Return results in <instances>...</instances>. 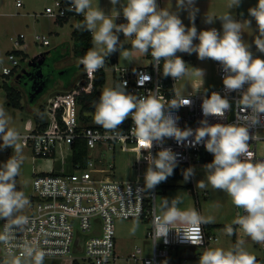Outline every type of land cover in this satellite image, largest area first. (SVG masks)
Masks as SVG:
<instances>
[{
    "label": "clouds",
    "instance_id": "1",
    "mask_svg": "<svg viewBox=\"0 0 264 264\" xmlns=\"http://www.w3.org/2000/svg\"><path fill=\"white\" fill-rule=\"evenodd\" d=\"M110 4L112 9L106 13L93 0H68V11L83 17L77 27L91 35L92 47L79 61L86 72L95 73L102 69L107 58L117 51L125 59L138 52L150 55L157 67L162 62L165 78L177 80L188 76L191 68L203 85L204 70L189 66L177 55L195 53L202 61L211 59L222 66L225 72L223 86L228 92L240 93L237 102L246 109L248 119L228 124H209L205 119L194 131L190 128L182 130L177 126L178 118H174L168 110L190 106V99L166 106L157 95L128 93L126 82H123L103 88L98 102L94 104V124L115 133L130 117L131 135L138 143L142 142L144 150L149 152L154 143L162 145L165 138H174L178 144L189 137H194L196 144L203 142L213 160L204 165L205 179L198 181L196 187L203 189L210 185L214 190L224 192L232 204L242 210L238 211L232 224L226 226L229 236L236 233V228L232 226L235 225L254 243L264 245V160H254L249 151V141L253 138L250 129L264 117V59L253 56L250 45L243 39L245 25L250 29L252 21H238L230 12L240 6L241 0H229V11L220 16L206 15L205 22L208 24L216 19L221 21L222 33L215 28L197 30L194 23L198 12L195 0H177V11L161 8L157 0H110ZM180 10L188 11L192 21L190 27H186L180 18ZM121 14L126 23L117 24L115 21ZM248 14L255 20L258 31L254 44L259 52L264 53V0H258L254 7L248 9ZM120 33L124 41H130L131 49L124 47ZM196 40L199 43H194ZM231 107L229 100L218 92L205 96L201 105L204 117L223 118ZM22 142L23 136L13 126L11 115L0 105V150L12 149L7 161L0 163V219L5 221L0 231V244L6 248L7 264H44L47 253L38 245L15 242V229L23 228L29 220L23 212L30 201L17 188V177L24 162ZM177 155L170 148L162 147L155 157L151 154L146 157V190L155 189L173 175ZM193 174V168L185 169L184 180L188 181ZM182 202V197L178 195L171 200L160 199L154 218L157 240L166 238L173 230L170 227L173 224L196 226L214 222L195 208L180 207ZM138 226L136 221L131 230L133 234ZM177 233L195 245L192 242L194 238L186 232ZM198 264H257V258L238 240L228 249L205 248L199 255Z\"/></svg>",
    "mask_w": 264,
    "mask_h": 264
},
{
    "label": "built area",
    "instance_id": "2",
    "mask_svg": "<svg viewBox=\"0 0 264 264\" xmlns=\"http://www.w3.org/2000/svg\"><path fill=\"white\" fill-rule=\"evenodd\" d=\"M22 4L23 0H16L18 7ZM68 6V0H56L53 6L45 8L44 14L55 20L64 19L72 13L68 11ZM116 23H126L122 14L116 19ZM24 38L25 35L20 34L14 41L15 46L21 47ZM35 40L44 45L50 44L49 38L45 35H36ZM255 50L258 51L256 46ZM9 60L13 65L19 64V57L13 52L9 54ZM113 63L114 85L126 82L128 93L139 96L157 95L166 106L190 99L192 101L190 106L168 110L174 118H178L177 126L182 130L190 128L194 131L205 119L209 124H228L248 119L246 109L237 102L240 93L228 92L223 83L212 92H218L226 97L232 105L231 109L223 118L204 117L202 101L212 92L180 93L176 87L179 79L165 78L162 74V62L160 67L154 65L152 58L149 65L140 67H126L117 62ZM11 72L12 68H3V74ZM217 73L222 81L225 72L219 63ZM95 76L96 72H85L84 78L79 80L75 87L66 90L65 95H57L47 101L51 110L45 128H38L36 124L34 129L21 133L22 147L29 148L34 158L55 159L60 152L70 153L71 171L34 174V194L29 198L28 212L23 213L29 220L23 228L15 229V242L18 244L31 242L33 246L38 245L47 253L45 259L69 257L77 262L73 254L84 252L89 264H116L121 261L127 264H181L175 261L178 260L175 253H179L181 245L207 248L210 241L217 238L204 224L191 226L177 223L170 225L173 230L168 232L166 238L157 240L154 218L157 216L156 200L160 184L153 190L144 188L143 169L148 167L146 157L149 154L155 157L162 147L170 148L178 154L174 172L179 173L192 168L195 162L213 160V156L205 149L203 142L196 144L194 137H189L181 144L174 138H165L162 145L154 143L150 152L144 150L145 146L138 143L130 133L132 127L130 117L115 133L106 131L96 124L83 122L79 114L77 97L83 91H91ZM60 109L62 110L58 116ZM261 132H264V117H261L258 125L250 129L253 138L249 141V151L253 154L254 160H264L257 152V142L264 138ZM81 144H85L87 148L85 162L75 160L77 147ZM117 147L135 154L132 163L135 178L117 180L114 177L115 165L103 158L105 156L103 152H115ZM96 150L101 151L97 155L99 158H95ZM195 209L201 213L199 207ZM136 218L146 220L151 225L147 232L150 250L137 246L132 252L122 254L117 249L115 222L117 219ZM4 226L5 221L0 219V231ZM181 231L193 237L192 242L195 245L177 233ZM261 248L264 255V245H261ZM6 257H8L6 248L0 244V264H7Z\"/></svg>",
    "mask_w": 264,
    "mask_h": 264
},
{
    "label": "rangeland",
    "instance_id": "3",
    "mask_svg": "<svg viewBox=\"0 0 264 264\" xmlns=\"http://www.w3.org/2000/svg\"><path fill=\"white\" fill-rule=\"evenodd\" d=\"M56 0H23V6L18 7L16 0H0V105H3L8 113L12 117V124L20 133H25L36 126L35 115L40 110L42 105H45L51 97L65 95L66 90L62 88L61 82L51 86L46 92L40 95L36 100H32L29 94H23L19 105L14 103L10 104L11 98L8 97L6 90L4 89V83L11 85L16 89H22L20 85L21 74L24 68L29 66V62L32 58L36 57L40 53L54 50L56 48H62L67 46L70 54L62 62L57 64V68H65L70 65L80 66V72H86L83 66L79 63L80 57L74 54V40L72 37L73 25L77 23V19L70 17L66 22L59 23L49 16L38 15L34 17L36 13L44 11L47 6H53ZM258 0H241L239 7L230 10L233 17L241 22L251 20V28H247L245 25V33H243L244 41L250 45V51L253 56H259L264 59V53L255 50L254 40L258 35L255 20L249 16L248 9L254 7ZM229 0H195V7L198 12L195 16V26L198 31L208 30L215 28L222 33V24L219 19H216L214 23L208 24L205 22L206 15L220 16L229 11L227 4ZM177 0H160V7L169 8L172 11H177ZM179 16L182 19L186 27H190L192 21L188 16V11L180 10ZM116 22V21H115ZM26 36L24 42L27 46L28 57L23 60L19 56V64L13 65L9 60V54L12 50L21 49L19 46H15L14 41L20 35ZM36 35H45L49 38L50 44L44 45L35 40ZM120 40L124 43V47L131 49L128 45L130 41H124L122 33L119 34ZM194 43H199L198 40ZM182 59L193 68H199L204 70V82L203 85L198 76L194 74L190 68V75L180 78L177 81L176 87L182 94L189 92L193 93H210L214 89L221 86L222 81L217 73V63L211 59L200 60L195 53H177ZM114 56V58H112ZM58 57V52H57ZM151 61L150 55H141L138 52H133L132 55L125 59L119 55V51L111 54L104 66L106 73V82L99 88L100 94L103 88L114 85L113 74V62H117L121 66L126 67H140L147 66ZM14 68V71L10 75L3 74V68ZM81 80V79H80ZM93 122V120L91 121ZM264 136V132H261ZM23 148L24 162L21 168V173L17 177V188L25 193L28 199L34 194L33 179L34 174L37 172H62L71 171L70 166V153L66 154L60 152L56 155L55 159H37L31 154L29 148ZM101 151H94L95 158ZM257 152L259 156L264 157V138L257 142ZM108 162L115 165L114 177L117 180H127L135 178V170L132 167V163L135 160V154L130 151H122L117 147L115 152L106 151L103 152ZM12 155V149L8 151L0 150V163L7 161ZM99 158V157H97ZM67 161V162H65ZM210 162H195L192 165L194 174L188 181L184 180V177H172L170 176L165 182H162L157 194L156 206L160 204L161 198H168L171 200L175 196L182 197V208H200L201 214L204 217H211L214 222L205 223L209 227V232L216 237L210 241L208 247H223L225 249L230 248L238 240L242 242V246L253 253L257 258V264H264V255L261 248V244L254 243L250 238L244 236L242 231L237 226L236 233L229 236L225 228L232 224V221L238 215L239 209H237L231 202L230 198L222 191L214 190L210 185L200 189L197 188V182L205 179L204 165ZM146 167L143 171L146 172ZM157 208V207H156ZM28 212V207L23 213ZM138 221L139 226L135 233H132V227L134 223ZM151 228V225L146 220L136 219H117L115 222V232L117 238V249L122 254H128L132 252L135 247H144L148 251L150 250V241L147 238V232ZM206 247L204 246H188L181 245L179 247L180 252L175 253V259L177 263L181 264H198L199 255ZM178 249V250H179ZM149 254V252H147ZM73 257L77 259L78 264H89L84 252H76ZM8 257L5 258L7 263ZM44 264H73L71 258H49L44 260ZM116 264H127L123 261Z\"/></svg>",
    "mask_w": 264,
    "mask_h": 264
},
{
    "label": "trees",
    "instance_id": "4",
    "mask_svg": "<svg viewBox=\"0 0 264 264\" xmlns=\"http://www.w3.org/2000/svg\"><path fill=\"white\" fill-rule=\"evenodd\" d=\"M75 16L77 19L76 25L73 27L72 37L74 40V54L75 56H79L80 58L86 53V51L92 47L91 43V35L89 32L84 31L77 27L83 20L82 16L76 15L74 12L70 13L68 17L64 19H60V23H64L68 20L69 17ZM128 45L131 46V43ZM15 53L18 57H22L25 60L28 55L27 53L15 49L11 51V53ZM58 52V57H57ZM41 56L35 57L36 65H30V70L26 73L21 74V81L20 85L22 89H16L11 85L7 84L6 82L3 84L4 89L6 90L8 97L11 98L10 104L14 103L16 106L20 104V100L23 97V94H29L32 100H36L40 95L46 92L51 86L61 82L62 88L64 90L72 89L77 85L80 79L84 78L85 72H80V66L78 65H70L65 68H57V64L66 60L69 56L70 51L67 46L62 48H56L54 50L46 51L41 53ZM28 66V67H29ZM27 67V68H28ZM14 68H12V74ZM4 74V75H10ZM35 81L34 87L33 82ZM106 82V73L105 70L102 68L96 72V76L91 88V91L85 92L83 91L77 97V103L80 107L79 114L80 118L83 122L94 124L91 122L92 113L94 112V104L98 102L100 91L99 88L103 86ZM42 87V91L37 92L38 88ZM50 104L47 102L45 105L40 107V110L35 115V121L38 128H45L48 125L50 119ZM61 110L58 113V116L61 113ZM78 151L75 155V160L82 162L86 161L87 158V148L85 144H81L77 147ZM205 162L212 161L211 159L204 160ZM172 177H183V172H174ZM160 186H163L160 184ZM205 228L209 231V227L207 224H204ZM73 264H77L76 261H73Z\"/></svg>",
    "mask_w": 264,
    "mask_h": 264
},
{
    "label": "crops",
    "instance_id": "5",
    "mask_svg": "<svg viewBox=\"0 0 264 264\" xmlns=\"http://www.w3.org/2000/svg\"><path fill=\"white\" fill-rule=\"evenodd\" d=\"M99 3V6L102 8V9H104L105 10V12L106 13H108V12H110L111 11V9H112V5L110 4V0H93V3L95 4V3ZM157 2H158V4H159V6H160V0H157ZM23 6V4L21 5V6H19V7H22ZM117 7V9H119V5H117L116 6ZM113 15H115V12L113 11V13H112ZM38 15H43V16H46L45 14H44V11H41L40 13H36L35 15H33L34 17H38ZM47 17V16H46ZM71 17H74L75 18V16H71ZM70 18V17H69ZM68 18V19H69ZM56 22H59L60 23V21H58V20H56ZM76 25V24H75ZM75 25H73V27L75 26ZM25 38H26V36H25ZM25 38L23 39V40H25ZM22 39H21V41H23ZM18 50H21V51H23V52H25V53H27L26 52V50H27V46H26V44H25V42L23 41V44H22V46H21V49H18ZM13 51V50H12ZM11 53V52H10ZM209 229V228H208ZM179 252H180V249H179Z\"/></svg>",
    "mask_w": 264,
    "mask_h": 264
},
{
    "label": "water",
    "instance_id": "6",
    "mask_svg": "<svg viewBox=\"0 0 264 264\" xmlns=\"http://www.w3.org/2000/svg\"><path fill=\"white\" fill-rule=\"evenodd\" d=\"M41 55H42V54L40 53L38 56H41ZM29 64H30V65H33V66L36 65L35 57L32 58V59L30 60ZM27 71H28L27 68H24L22 72H23V73H26ZM34 84H35V81L33 82V87H34ZM40 91H42V87L38 88V90H37V92H40ZM239 211L241 212L240 209H239Z\"/></svg>",
    "mask_w": 264,
    "mask_h": 264
},
{
    "label": "flooded vegetation",
    "instance_id": "7",
    "mask_svg": "<svg viewBox=\"0 0 264 264\" xmlns=\"http://www.w3.org/2000/svg\"><path fill=\"white\" fill-rule=\"evenodd\" d=\"M30 67H31V66H29L27 69L30 70ZM31 68H32V67H31Z\"/></svg>",
    "mask_w": 264,
    "mask_h": 264
},
{
    "label": "snow or ice",
    "instance_id": "8",
    "mask_svg": "<svg viewBox=\"0 0 264 264\" xmlns=\"http://www.w3.org/2000/svg\"><path fill=\"white\" fill-rule=\"evenodd\" d=\"M142 143V142H141Z\"/></svg>",
    "mask_w": 264,
    "mask_h": 264
}]
</instances>
